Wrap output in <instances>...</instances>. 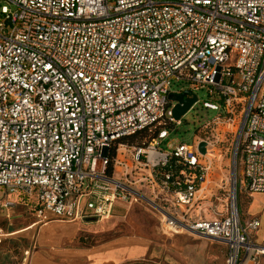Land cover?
<instances>
[{
    "label": "built area",
    "instance_id": "built-area-1",
    "mask_svg": "<svg viewBox=\"0 0 264 264\" xmlns=\"http://www.w3.org/2000/svg\"><path fill=\"white\" fill-rule=\"evenodd\" d=\"M186 84L220 110L193 143L171 137L170 93ZM230 146L241 173L208 194ZM0 189L34 200L43 223L145 204L163 234L224 242L226 264L258 261L261 223L241 220L237 194L264 193V0H0Z\"/></svg>",
    "mask_w": 264,
    "mask_h": 264
},
{
    "label": "crops",
    "instance_id": "crops-1",
    "mask_svg": "<svg viewBox=\"0 0 264 264\" xmlns=\"http://www.w3.org/2000/svg\"><path fill=\"white\" fill-rule=\"evenodd\" d=\"M247 195L250 199L242 213L239 211L240 217L243 222L251 219L260 221L261 225L252 233V238L255 244L264 247V193ZM6 201L12 204L0 206V264H123L156 253L154 242L148 237L117 236L89 245L79 242L77 229L83 222H105L109 219L87 217L75 222L51 220L43 223L38 221L35 207L31 217L21 213L23 207L34 200L17 194L5 195L0 204ZM122 207L116 206L115 211ZM97 228L87 227L88 231H96ZM199 237L202 240H193L184 233L167 235L161 248L162 258L169 264H226L227 245ZM193 242H197L198 246ZM214 242L224 245L223 255L218 256ZM253 254L243 256L242 264H264V256L256 261L252 259Z\"/></svg>",
    "mask_w": 264,
    "mask_h": 264
},
{
    "label": "rangeland",
    "instance_id": "rangeland-1",
    "mask_svg": "<svg viewBox=\"0 0 264 264\" xmlns=\"http://www.w3.org/2000/svg\"><path fill=\"white\" fill-rule=\"evenodd\" d=\"M189 88L193 89L194 93L197 94L199 101L195 103L183 116L182 122L175 126V129L171 133V137L175 140L186 141L188 143H193L195 137L199 133V128L201 125L215 117L220 110L211 109L204 106V101L210 100L208 89L204 86L186 84ZM179 86L174 85L173 89H179ZM225 148L223 151H225ZM216 154H219V148L215 149ZM233 147L227 150V154L221 158V154L217 155V160H215L213 168L210 172L209 182L206 184V192L208 194L215 193L219 197L224 196L223 189L221 186H227L232 183V178L235 173H241V163L238 158L236 164L233 162ZM211 189V191L208 190ZM4 192L0 189V201L4 198ZM244 192L239 190L237 194L238 208L242 213L244 206L249 202V196ZM213 203L216 204L218 209H221V202H218L215 198L212 199ZM215 201V202H214ZM212 203V202H211ZM203 206L202 212L204 215H214V211L209 208V202H204L200 204ZM92 206V205H91ZM35 207V202H29V206H24L22 209V214L27 217L33 216V209ZM104 221V220H103ZM103 221H95L82 223L77 229V238L82 245L95 244L100 241L112 239L117 236H138V237H148L153 240L155 247V255H147L139 260L128 261L123 264H169L166 260L162 258L161 248L163 241L166 239L167 235L159 228V221L154 213L145 204H133L131 206H124L120 210L115 211L114 216ZM91 226L96 231H88L87 227ZM99 229V230H98ZM99 232V233H90ZM184 235L189 236L191 239L200 241L199 236L191 233L185 232ZM194 245L198 246L197 242H193ZM216 246V251L218 256L223 255L224 245L219 242H214ZM193 255V251L190 252Z\"/></svg>",
    "mask_w": 264,
    "mask_h": 264
},
{
    "label": "water",
    "instance_id": "water-1",
    "mask_svg": "<svg viewBox=\"0 0 264 264\" xmlns=\"http://www.w3.org/2000/svg\"><path fill=\"white\" fill-rule=\"evenodd\" d=\"M170 97L172 100L176 101L173 112L177 120L181 119L182 116L196 103L198 99L197 95L189 89H185L181 92H171Z\"/></svg>",
    "mask_w": 264,
    "mask_h": 264
},
{
    "label": "trees",
    "instance_id": "trees-1",
    "mask_svg": "<svg viewBox=\"0 0 264 264\" xmlns=\"http://www.w3.org/2000/svg\"><path fill=\"white\" fill-rule=\"evenodd\" d=\"M159 130V128H157L155 131ZM153 135L152 133H150V128H145L144 130H142L141 132L137 133L136 135L130 136V137H126L124 138V141H128V142H132V143H141L143 141L144 138L149 137Z\"/></svg>",
    "mask_w": 264,
    "mask_h": 264
}]
</instances>
